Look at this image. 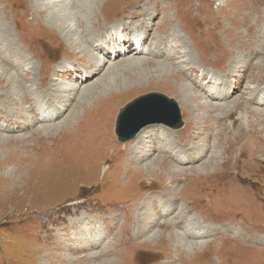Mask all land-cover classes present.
Segmentation results:
<instances>
[{"label": "rangeland", "instance_id": "rangeland-1", "mask_svg": "<svg viewBox=\"0 0 264 264\" xmlns=\"http://www.w3.org/2000/svg\"><path fill=\"white\" fill-rule=\"evenodd\" d=\"M222 1H229V12H221L220 1L217 0H75V3H82L88 11L86 21L89 22V29H93L94 23L104 26L101 32H96L94 38L87 40L83 51H80L79 48L72 49V45L66 40L64 26L50 25V29L46 25L43 19L46 15L37 10L42 1L27 0L26 6L25 0H0V18L10 25L13 32L12 44L6 39H0V125L9 124L10 127L7 132L0 130V264H87L85 258L96 255L98 257L92 264H152L165 258L177 259V264H213L210 256L212 252L217 261L215 264H264V152L256 155L254 161L249 156L251 149L244 154L238 148L231 156L229 151L236 144L228 141L227 146H224V149L227 147L226 152L221 153L220 144L223 141H219L220 136L216 134L217 131L225 132L226 123L236 127L241 118L240 114H234L227 121H222L220 118L224 114L216 110L214 120L211 117L206 120L207 123L203 121L202 126L194 129L190 127L186 132L193 133L192 140L189 135V142L183 143L173 133L181 131L185 122L192 118V114H186L180 91L165 86L170 71L167 72L162 66L157 67L158 73L156 70L146 69L141 72L142 77L130 82L125 77L128 74L123 69L125 65L121 66L124 63H119L132 57L133 53L115 58L118 51H121V45L111 44L121 35L123 28L120 26L123 23L131 21L132 24H137L127 26V37L141 35L145 38L143 50L150 48L152 43L161 45L162 54L155 60L174 67L181 79L203 97L200 101H206L207 94L211 93L210 85L217 88L216 92L224 95L228 94V89L231 93L237 83L238 88L227 98L224 97L226 100L212 101L230 107L238 101L247 104L254 111L249 122V125H253L254 114L264 113V103L258 100L261 97L264 99V94L258 91L255 99L256 97L250 96L249 90L254 87L264 88L259 82L261 76H264V0ZM182 4L188 10L185 13L180 6ZM65 6L64 3L60 4L56 9L63 11ZM103 14L109 15L106 23ZM248 14L251 22L249 26L253 28H245L248 22L238 23L237 27L232 25L233 47L224 53L223 44H218L217 48L224 54L213 51L208 38L213 36L214 45L220 40L224 42L223 33L227 31L225 28L229 25L230 18ZM79 16L83 18L82 15ZM74 24L76 22L72 26ZM167 28L172 29L171 34H165ZM30 32H33L32 35H29ZM41 32H45V35ZM200 32H204L203 37L199 36ZM53 34L55 40L51 38ZM177 36L180 41L176 40ZM25 37L27 40L23 39ZM98 38L107 47L105 54L104 51H94L93 45ZM193 40L201 44V58ZM175 49L181 53L183 49L189 51L192 60L184 63L177 59L181 53L170 58L169 51ZM240 51L256 54L250 56L239 53ZM113 52L115 56L112 55ZM138 56L141 59L147 58L145 54ZM95 57L106 60L105 64L94 61ZM209 57L212 59H207ZM44 63L45 68L42 69ZM61 63L66 64L65 69L69 76L55 75V68L62 65ZM257 63L260 67L255 69ZM111 64L115 65V71L111 73V82L107 88L109 93L99 92V95L105 100L115 101L112 107L115 111H112L109 131L99 138L98 135L95 137L102 140L101 148L107 143L108 146L99 155L87 150L74 153L73 143L75 137L80 135L77 133L81 123L101 108L98 106L92 111L95 101L92 97L83 100L87 105H77L82 89L103 76ZM240 65L247 68L244 76L238 78L234 74L240 73ZM4 73L6 74L2 77ZM12 75L14 80L24 78L21 82L35 92L5 95L13 92V87L7 85V81L12 80ZM210 80L213 84L201 87L200 84L204 86ZM152 93L164 95L177 102L181 114V129L160 121L165 115H156L157 122L144 128H147V134L141 137H137V134L131 140L120 141L116 134L120 111L135 99ZM48 94L50 97L57 96L64 102H67L64 95L70 96L67 104L69 107L62 113L59 105L50 103L52 99H49ZM55 101L62 104L57 99ZM40 106L49 109V112L54 111L58 117L39 121L42 118ZM87 107L89 109L86 112L84 109ZM70 115H74L75 119L71 125L64 126V121ZM214 122L222 126L214 125L212 128ZM17 126L19 129L15 130ZM39 127H51L57 131L42 134L37 131ZM258 128L264 132V122L259 123ZM250 133L247 140L253 146L259 130L257 134L254 129ZM261 137L264 139L262 134ZM246 138L243 133L238 145L245 142ZM220 154L221 166L217 168L215 162H212L215 158L218 160L215 156ZM162 159L186 172L191 169L195 172V168H202L207 163H211L212 167H209L207 174L201 171L204 175H198L197 183H192L189 175L184 176L186 174L175 173L173 177L166 175L164 171L146 169L148 163L153 165ZM125 168L134 175L126 174ZM236 175L246 177L243 179L245 186L237 184ZM91 177L93 179L89 181ZM146 183L150 185L147 186ZM171 184L178 192L177 198L169 194ZM243 188L248 190L242 191L243 194H248V199L240 196ZM155 189L169 195H160L161 199L155 202L151 195L144 196L145 192ZM168 197L174 202L168 201ZM137 205L139 206L136 207ZM187 205L200 208L201 212L187 209ZM162 208L164 212L160 211ZM121 212L133 214V232L132 228L123 226L124 220L118 215ZM177 215L183 219V224H178L177 231L182 234L189 233L187 240L209 242L206 250L202 248L204 245L200 247L202 253L198 250H182L180 246L176 249L167 241L165 234L162 235L164 240L161 238V247L148 240L149 235L156 230L164 233L166 229L172 231L164 223ZM206 217L224 223H215L206 220ZM228 221L231 222L228 224ZM147 223H154L149 230L145 228ZM95 226L99 229L97 237L103 238L100 245L94 235ZM199 231L202 236L195 234ZM131 233L137 236L136 239ZM182 244L184 249L186 242ZM109 248L114 250L107 253ZM103 252L107 254L100 256Z\"/></svg>", "mask_w": 264, "mask_h": 264}, {"label": "bare ground", "instance_id": "bare-ground-1", "mask_svg": "<svg viewBox=\"0 0 264 264\" xmlns=\"http://www.w3.org/2000/svg\"><path fill=\"white\" fill-rule=\"evenodd\" d=\"M31 1V0H30ZM35 2L37 1H42L39 6V9L38 12H40V14L42 15H46V18L43 17L46 25L51 29V26H55V25H60V26H64V30L66 32L65 34V38L66 40L68 41V43L70 45H72V49H76V48H79L80 51H83L84 49V46L85 44L87 43V40L90 38H94L95 37V34L96 32L99 33V31L101 32V30L103 29V25L101 23H94L93 24V29H89L88 27V23L86 21V18H87V15H88V11L84 8L85 6H83L82 3L80 2H77L75 3V0H71V1H68V0H34ZM82 1V0H80ZM217 1H220L219 3V10L222 12L224 11H227L229 12L230 10V3L229 1H222V0H217ZM202 2V1H201ZM205 2V1H204ZM203 2V3H204ZM209 2V1H208ZM66 4V6L64 8H62L63 11L61 10H57L56 9V6H59L60 4ZM24 4L27 6V0H25ZM197 4V3H196ZM229 4V6H228ZM118 5V4H117ZM206 5V4H204ZM115 6V5H114ZM182 8H183V13L187 12V8H184L183 7V4L180 5ZM11 7V6H10ZM119 7V6H118ZM200 7V6H199ZM35 8V6H34ZM89 8V7H87ZM114 8V7H113ZM117 8V7H116ZM202 8V7H201ZM204 8V6H203ZM0 9H2L0 7ZM10 10V9H9ZM36 10V8H35ZM202 10V9H201ZM3 11V10H2ZM1 12V11H0ZM37 12V11H36ZM37 12V13H38ZM61 12H64L63 13V16H60V13ZM12 13V12H11ZM225 13V12H224ZM251 13V11H250ZM39 14V13H38ZM109 14V13H108ZM107 14L104 15V20H105V23L108 22L107 18H109V15ZM130 14H132L130 12ZM257 14V13H256ZM1 15V14H0ZM79 15H82L83 18ZM258 15V14H257ZM219 17V16H218ZM228 17V16H227ZM232 17V16H231ZM254 17V16H253ZM89 18V17H88ZM222 18V17H221ZM42 20V19H41ZM183 20H185V18L183 17ZM13 21V20H12ZM228 21V20H227ZM71 22V23H70ZM76 22V24H74L72 26V24ZM247 24V26L245 27L246 29L247 28H253L251 26H249V23L250 22V16L249 14L248 15H244V17H239L237 15V17L231 19L230 18V23L228 22L229 25H226V28L225 30H227L225 33H223V36H224V42L222 40H220V42H218L216 45L215 44V41L210 38H208V41L212 44H210L208 41L206 43L210 44L212 46V49L213 51L214 50H217V53H220V54H224L225 52H227L231 47H233L232 45V35H233V29H232V25L236 26V24L238 23H242V24ZM264 24V23H263ZM51 25V26H50ZM131 26V25H137V24H132V22H128V23H123L120 28H123V31L121 32V35H118L117 39H115V41H113L111 44L112 45H117V44H120L121 47V51H118L117 55L115 56V53L113 52L112 55L116 57H121V56H125L127 55L128 53H133L132 57H128V59L124 60V61H121L119 64L121 63H124L122 64L121 66H124L123 69H126V71H128V74L125 75L126 78H128V80L131 82V81H136L137 79H139L141 76V72L145 71L146 69H149L150 71L152 70H156L157 67L159 66H162L164 69L168 71H170V75L167 76V85L165 86H168L171 88V90H177L178 92L180 91L181 93V100L183 102V105H184V108L186 110V114H192V118L185 122V127L179 131V132H175L173 134H175V136H178V138L180 139V141H183V143L187 144L189 142V140L191 139L192 137V134L189 133V132H186L187 130L190 129V127L192 129H194L195 127L197 126H202L204 125V122H206V120L210 119L212 117V120H214L215 118V114L214 112L216 110H218V112L224 114V116L222 118H220L222 121H227V119H229L231 116H233L234 114H240L241 118L239 119V122L238 124L236 125V127L234 126H231V125H228L226 123V127H225V132L224 133H221V132H218L217 131V135L220 136V139L219 141H223L222 144H220V146L222 147V151L221 153H224L226 152V148L224 149V146H227V142H231L233 144H236V147H234L233 149H231V151H229V154L232 156L234 155V153L236 152V150L239 148L240 151L244 154H246V152L251 149V153H250V157L252 156V159L251 160H256L255 156L260 154L261 152H264V139H262L261 137V134L264 136V132H262L261 129L258 128V124L259 123H263L264 122V113L263 112H259L257 115L254 114L255 116V119H254V124L253 125H249V122H250V118H251V114L253 111V108L247 106V104L241 102V101H238L237 103H235L233 105V107H230V106H225V105H221V104H215L213 103L214 101H212V99L214 100H223L224 97H228V95H230L231 93L233 94L235 91V89L238 88V85L237 83L234 84V87H233V91L230 93V89H228V94H220V92H216L217 91V88L216 87H213V85L211 86L210 83L213 84L212 80L210 81H207L206 84L203 86V84H200L202 88H205L207 86L210 85L211 89V93L210 94H207L206 98H205V102H202L200 101V99H203V97L201 95H199V93L192 88V86L186 82H184L180 75L178 74V72L176 71V69L174 67H171L169 65H167L166 63L162 62V61H158V60H155L156 57H158L159 55L162 54V48H161V45H158L157 42L156 43H152V46L150 48H147L146 50H143L144 48V40L145 38H143L141 35L138 37H133V38H130L129 36L127 37V32H128V29H127V26ZM9 24H7L6 22H4L1 18H0V39L1 40H4L6 39L8 42H13V32H12V29L9 28ZM44 27V26H43ZM228 27V28H227ZM237 27V26H236ZM239 27V25H238ZM45 28V27H44ZM126 29V30H125ZM14 30V29H13ZM36 30V29H34ZM228 30H231V31H228ZM158 32H160L158 29H157ZM17 32V31H16ZM104 32V31H103ZM124 32V33H123ZM156 32V34L158 33ZM172 32V29L171 28H167L165 34H171ZM205 32V31H204ZM204 32H200L199 33V36L200 37H203V33ZM207 32V31H206ZM20 33V32H19ZM33 32H30L29 35H32ZM43 33V32H41ZM45 33V32H44ZM43 33V34H44ZM155 33V32H154ZM239 33V32H238ZM263 33V32H262ZM144 35L147 36V33H143ZM154 34V35H156ZM245 34V33H244ZM28 35V36H29ZM45 35V34H44ZM206 35V34H205ZM246 35V34H245ZM47 36V35H46ZM90 36V37H89ZM192 36V35H191ZM247 36V35H246ZM34 37V36H33ZM193 37V36H192ZM237 37V36H236ZM250 37V36H248ZM52 39L56 38L55 35L53 34L51 36ZM194 39H196V37H193ZM24 40H27V37L23 38ZM31 39V38H30ZM240 39V38H239ZM239 39H237V41H239ZM246 39V38H245ZM0 40V41H1ZM55 40V39H54ZM177 41H180V39L178 38L177 36ZM261 40V39H260ZM247 41V40H246ZM40 42V41H39ZM194 42V45L196 46V48H198V53H199V56L200 58L202 57V54H203V49H199L200 47V43L198 44V42ZM201 42V41H200ZM56 43V41H55ZM62 43V42H61ZM236 43V42H234ZM233 43V44H234ZM243 43V42H242ZM251 43V42H250ZM183 44H185L183 42ZM205 44V43H204ZM218 44H223V50H224V53L217 48V45ZM245 44H248V43H245ZM244 44V45H245ZM253 44V43H252ZM2 45V44H1ZM134 45V47H133ZM243 45V46H244ZM249 45V44H248ZM251 45V44H250ZM257 45V44H256ZM255 45V46H256ZM94 51H97L98 53L100 51H104L107 47H105L102 42H101V39H97L96 42L94 43ZM241 46V47H243ZM246 46V45H245ZM48 47V46H47ZM126 47L128 48H131L130 50L129 49H125ZM236 48V47H235ZM251 48V47H250ZM125 49V50H124ZM208 49H211V48H208ZM255 49V48H253ZM257 49V48H256ZM263 49V48H262ZM154 50H156L154 52ZM85 51H87V49H85ZM212 51V50H211ZM212 51V52H213ZM76 52V51H75ZM169 57L170 58H173V57H176L177 54L181 53L179 52L178 50L175 49V51H169ZM230 52V51H229ZM32 53L33 55L35 54V52L32 50ZM239 53H242V54H249L248 52H239ZM88 54V53H87ZM92 54V52H91ZM90 54V55H91ZM104 54H105V51H104ZM103 54V55H104ZM140 54H145L147 58H138ZM182 55L177 58L179 60H182L185 62L187 61H191L192 60V57H191V54L190 52H186V50L183 49V53H181ZM212 54V53H210ZM215 54V53H214ZM232 54V53H231ZM236 54V53H235ZM256 53L254 52H251L249 55L250 56H254ZM57 55V54H56ZM75 55V54H74ZM72 55V56H74ZM216 55V54H215ZM92 56H95V54L93 53ZM91 56V57H92ZM220 56V55H219ZM228 56V55H227ZM37 57V56H36ZM113 57V56H112ZM148 57H151V58H148ZM205 57V56H204ZM211 57L207 58V59H210ZM221 58V56H220ZM205 59V58H204ZM212 59V58H211ZM3 61V60H2ZM94 61H97V63H104L106 62V60H103L102 58H99V57H95L94 58ZM205 61V60H204ZM219 61V60H217ZM215 61V62H217ZM226 62V61H225ZM69 63V62H68ZM208 63V62H207ZM214 63V62H213ZM219 63H222V62H219ZM224 63V62H223ZM4 64V63H3ZM62 64V63H61ZM116 64V63H115ZM226 64V63H225ZM224 64V65H225ZM247 64V63H245ZM0 66H2V64L0 63ZM66 64H62L58 67H56L55 69L57 70L56 74L57 76H60V77H63V76H69V74L66 72ZM102 66V65H101ZM105 66V65H104ZM120 66V67H121ZM118 67V66H117ZM260 67V64L257 63L255 64V69L259 68ZM42 69L45 68V63L42 65L41 67ZM115 68V65L111 64L110 67L108 68V70L103 74V76H101L96 82H94L93 84L91 85H88L86 87H84L82 89V92H81V96H80V101L77 105L79 106H82L84 103H87V102H83L84 99H86L87 97H92L93 99L95 98V101L93 102L92 106H94L92 108V111H95L96 108L99 106L101 108L97 109V111L95 112L96 114H92L91 118H88V119H84V121L81 123V127L79 128V133L77 134H80V135H77L75 137V140H74V153L76 152H79V150H87V151H91L93 152L92 154L94 155H99L101 154L102 152V149L105 151V148L108 146V143L105 147H102L101 148V145H102V140H99L98 138L103 134V133H106L109 131V129L111 128V118H112V111L114 110L112 107L114 106L115 104V101H111V100H105L103 99V97L101 95H99V92H105L106 93H109L107 92V88L109 87L110 85V82H111V78H112V75L111 73H113L115 70L113 69ZM246 66L244 67L243 65H240L238 67V71L240 73L237 74V72L234 74L236 77L238 78H241L244 76L245 72H246ZM112 69V70H111ZM243 69V70H241ZM4 71H7L4 69ZM8 72V71H7ZM156 73H158V71L156 70ZM6 73L2 74V77L3 75H5ZM93 74H95V72H93ZM9 75V74H7ZM87 75H90L89 73ZM6 77V76H5ZM12 80L11 81H7L6 79L4 81H7V85L8 87H13V92H9L11 94H5V95H16V94H25L26 93H31L32 91H34V89L32 88H28L27 85H24L21 81L24 79H21V80H14V75H12ZM116 77V76H115ZM165 78V77H164ZM0 79L1 76H0ZM69 79V78H67ZM58 80V78H57ZM160 80V79H159ZM1 81V80H0ZM60 81V80H59ZM62 81V80H61ZM43 82V81H42ZM153 82H156L155 80H153ZM260 86L261 87H264V76H261L260 80ZM13 84V85H12ZM120 84V83H118ZM132 84V83H131ZM233 84V83H232ZM30 87V86H29ZM65 88V87H64ZM27 89V90H26ZM261 88H257V87H254V88H250V96L251 97H256L255 99H257L258 95L257 93H259L258 91L262 92L264 94V88L261 89ZM67 90V88L65 89ZM263 90V91H262ZM46 92V90H44ZM48 92V91H47ZM53 92V91H52ZM216 94H218V96H216ZM219 95H221L222 97L219 98ZM31 96V95H29ZM49 96V99H52L51 102L55 103V105H59V108L62 109V113H63V110H65V108L69 107L67 106L68 104V100H70V96L68 97L67 95H64V97L67 99V102H64V101H60L57 96L55 97H50V95L48 94ZM96 96V97H95ZM112 96V94L110 95V97ZM43 97V95L41 94V98ZM45 97H47L45 95ZM58 100L60 103H66L65 105H62V104H59L57 103L55 100ZM109 99V98H108ZM43 100V99H42ZM114 100V99H113ZM226 100V99H224ZM259 101H261V103H264V100L262 97L260 99H258ZM105 101V102H104ZM111 102V103H109ZM249 102V100L247 101V103ZM114 103V104H113ZM84 105H87V104H84ZM83 105V106H84ZM103 106V107H102ZM87 109H89V107L85 108L84 110L87 112ZM40 110H41V117L40 119H38L39 121H49V120H52L53 118L55 117H58L56 115V113L53 111V112H49L50 110L49 109H44L40 106ZM255 110V109H254ZM115 111V110H114ZM93 113V112H92ZM95 116V117H94ZM191 116V115H190ZM245 116V117H244ZM253 116V115H252ZM260 117V119H259ZM254 118V117H253ZM75 119V116L74 115H70L68 118H66V120L64 121V126H67V125H71L73 120ZM6 120V119H5ZM199 120V121H198ZM7 121V120H6ZM221 121V122H222ZM10 123H13L12 121ZM214 125H218L219 127L222 126L221 124L219 125L218 123H215L213 124L212 128L214 127ZM151 126V125H149ZM217 126V127H218ZM18 127V126H17ZM15 127L14 129L15 130H18L19 127L17 128ZM147 127V126H145ZM145 127H143L137 134L138 136L137 137H141L142 135L144 134H147V128L144 129ZM182 127V126H181ZM180 127V129H181ZM10 129L9 127V124L6 125L4 124L3 126L0 125V130H5L6 132ZM179 129V128H178ZM255 130V133L257 134V131L259 130V136L257 139L254 140L253 142V146L250 145L249 143V137L251 135V131L252 130ZM175 130V129H174ZM38 132L40 133H52L53 131H57V129L55 128H45V127H39ZM49 133V134H50ZM82 133V134H81ZM179 133V134H178ZM220 133V134H219ZM244 133V137H247L245 142H240L241 144H239V138L240 136ZM98 135V138H95L96 136ZM190 135V136H189ZM189 136V138L187 137ZM256 136V135H255ZM264 138V137H263ZM189 139V140H188ZM192 140V139H191ZM98 141V142H97ZM251 141V140H250ZM97 142V143H96ZM124 142V141H123ZM252 142V141H251ZM218 145V144H217ZM73 148V147H72ZM96 148V149H95ZM235 149V150H234ZM237 155V154H236ZM176 156V155H175ZM218 158V160H215L212 162L216 164L217 168L219 166H221V162L219 160V157H221V154L220 156H215ZM79 161H81V158H78ZM225 160V159H224ZM233 160V159H232ZM77 161V162H79ZM86 161V160H84ZM157 166V167H155ZM211 166V163H207L206 165H204L202 168H195L196 170H194L195 172H193V169L189 170L188 172H186L184 169L182 168H176L175 166L171 165L169 163V161L167 160H160L159 162H155V164H147L145 167L146 169H152V170H156L157 169V172L158 171H164L166 173V175H173L174 177V174L175 173H180V174H186L184 176H187L189 175V178L190 180L192 181V183H197V176L198 175H201L202 172L201 171H204V174H207L208 173V169L209 167ZM212 167V166H211ZM124 172L126 174H131V172L127 171V168H125ZM190 172V173H189ZM210 172V171H209ZM143 174V172H142ZM158 174V173H157ZM202 174V175H204ZM131 175H134V173H132ZM209 175V174H208ZM216 175V174H215ZM211 176V175H210ZM172 177V178H173ZM167 178V177H166ZM183 178V176H182ZM246 177H244L243 175H241L240 177L238 175H236V181H237V184L241 185V186H245L244 182H243V179H245ZM93 177H91L90 180H92ZM174 179V178H173ZM168 180V179H167ZM166 180V181H167ZM172 180V179H171ZM170 180V181H171ZM179 180V179H178ZM226 180V179H225ZM230 181V179H228ZM165 181V182H166ZM169 181V182H170ZM162 182V181H161ZM257 182V181H256ZM153 183V182H152ZM229 183V182H228ZM173 184V183H172ZM169 185V189H170V192L169 194L170 195H175L174 197L177 198L179 195L177 194V190L175 188L174 185ZM222 184V183H221ZM224 184V183H223ZM226 184V183H225ZM140 185V184H139ZM147 186L150 185V183H146ZM231 185V184H230ZM253 185V184H251ZM142 186V184H141ZM257 186V185H256ZM166 187V186H165ZM164 187V188H165ZM218 188V186H217ZM168 189V188H167ZM228 188H226L227 190ZM225 190V189H224ZM157 191H159L160 193H158ZM243 192H248V190L246 188H243L240 192V196L242 199H248L249 196L248 194H243ZM226 192V191H225ZM164 194H167L169 195L167 192H164V191H161L159 189H155V190H150L149 192H145L144 193V196H149L151 195L154 202L155 201H159V199H161V196L160 195H164ZM171 196V197H173ZM141 197V196H140ZM164 200V199H163ZM168 201L170 202H174V200H171L169 197H168ZM178 201V200H176ZM190 201V200H189ZM163 202V201H162ZM165 202V201H164ZM163 202V203H164ZM201 202V201H200ZM158 203V202H157ZM166 203V202H165ZM183 204V200L181 202ZM180 204V203H179ZM190 204V203H188ZM161 205V204H160ZM181 205V204H180ZM227 205V204H226ZM139 205H137L136 207H138ZM156 206V205H155ZM164 206V205H163ZM161 206V207H163ZM188 206V207H187ZM187 209L190 208L192 209V211L194 212H201L200 211V208L199 209H196L195 207L191 206V205H187ZM156 208V207H155ZM165 209V208H164ZM158 210V209H157ZM168 210V209H167ZM161 212H164L165 210H160ZM122 214H118L119 216H121L124 220L123 222V226H126L128 228H132V224L134 222V219H133V214L131 215L130 213H125V212H121ZM158 215V211L156 213ZM161 216V215H160ZM180 215H177L175 218L173 219H170L169 221L165 222L164 224L166 226H169L171 229H173L172 231H165V233L162 231V230H156L154 232H152L149 237H148V240L152 242V244H156V245H159V247H161L160 245V242L162 241V235L165 234V238H167V241H170L177 249V246H180L182 250H186V251H196L198 250V252L202 253L203 250H201L202 248H204V250H206L207 247H209V242H190L189 240L186 239V237L188 235H190L189 233H180L177 231V227H178V224L181 223L183 224V219ZM163 217V216H162ZM206 220H210V221H213L215 223H224L222 221H219V220H215V219H211L209 217H206ZM229 222L231 221H228V224ZM154 223H147L145 224V228H147V230H149L152 226H153ZM162 224V225H164ZM235 224V222H234ZM161 225V226H162ZM160 226V228H161ZM96 227V226H95ZM163 227V226H162ZM167 228V227H165ZM162 229V228H161ZM134 230V227L132 228V232ZM99 232V229L96 227V231H94V235L96 236V238L98 239L99 241V245L101 244L103 238L100 237L98 238L97 237V233ZM195 234H197L198 236H202L201 234V231L199 232H196ZM225 234V233H224ZM131 235L136 239L137 236L134 235V233H131ZM162 238V239H161ZM241 238V237H239ZM124 240V239H122ZM133 240V239H132ZM164 240V239H163ZM227 241L230 240V239H226ZM126 241V240H125ZM128 241V240H127ZM130 241V240H129ZM231 241V240H230ZM107 242V241H106ZM122 242V241H121ZM148 242V241H147ZM183 242H186V244H184V249H183ZM237 242V241H236ZM128 243V242H127ZM150 243V242H149ZM136 244V243H135ZM108 245V244H107ZM130 245V244H129ZM137 245V244H136ZM145 245V244H143ZM204 245V246H203ZM203 246V247H202ZM152 247V246H151ZM164 247V246H163ZM202 247V248H200ZM118 248V247H117ZM154 248V247H152ZM160 249V248H159ZM108 250V249H107ZM110 250H114V248H109V250L107 251V253L110 251ZM161 250V249H160ZM209 250V249H207ZM151 251V250H150ZM159 251V250H158ZM176 251V250H174ZM160 252V251H159ZM106 252H103L100 256H103V255H106L107 254ZM172 253V252H171ZM246 253V252H245ZM150 254V253H149ZM212 254V255H211ZM210 254L211 256V259L214 261L213 264L217 263V261L214 259V256H213V252ZM247 254V253H246ZM96 255V254H95ZM121 255V254H120ZM225 255V254H224ZM99 256V257H100ZM160 256V255H159ZM98 256L96 255V257H87L85 258V261L88 262L87 264H92V262H94L95 258H97ZM162 257V256H161ZM261 257V256H260ZM120 258V257H119ZM157 258V257H156ZM123 259V257H122ZM162 259V258H161ZM121 260V259H120ZM155 260V259H154ZM177 260V259H176ZM172 259V258H165L163 260H160V261H155L153 262L152 264H177V261ZM122 261V260H121ZM165 262V263H164ZM123 263V262H122ZM254 264V263H253ZM257 264V263H255ZM263 264V263H262Z\"/></svg>", "mask_w": 264, "mask_h": 264}, {"label": "water", "instance_id": "water-1", "mask_svg": "<svg viewBox=\"0 0 264 264\" xmlns=\"http://www.w3.org/2000/svg\"><path fill=\"white\" fill-rule=\"evenodd\" d=\"M156 115H165L160 121H165L174 128L181 125L177 102L164 95L152 93L141 96L122 108L116 125L119 140L133 139L143 127L157 122Z\"/></svg>", "mask_w": 264, "mask_h": 264}]
</instances>
